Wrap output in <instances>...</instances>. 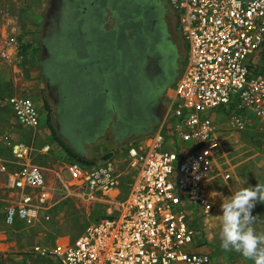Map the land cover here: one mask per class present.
<instances>
[{"label":"built area","instance_id":"1","mask_svg":"<svg viewBox=\"0 0 264 264\" xmlns=\"http://www.w3.org/2000/svg\"><path fill=\"white\" fill-rule=\"evenodd\" d=\"M164 1L175 12L187 45L185 62L159 124L126 150L135 173L127 178V194L116 202L119 211L90 222L70 243L34 245L39 257L59 264H211L210 252L200 250L195 239L188 205L195 199L209 206L203 182L221 150L214 109L222 107L236 123L247 112L264 122V69L253 61L264 42V0ZM24 48L15 17L5 13L0 58L16 67L25 58ZM4 101L19 124L38 127L31 97L9 94ZM4 141L15 164L5 176L6 187L16 194L4 210L7 224L16 219L30 224L69 190L84 198L108 195L126 176L111 157L90 165L67 161L62 163L67 178L55 170L57 183L49 184L42 168L27 162L32 144L8 136ZM39 151L47 154L50 145Z\"/></svg>","mask_w":264,"mask_h":264},{"label":"rangeland","instance_id":"2","mask_svg":"<svg viewBox=\"0 0 264 264\" xmlns=\"http://www.w3.org/2000/svg\"><path fill=\"white\" fill-rule=\"evenodd\" d=\"M53 3L54 0H0V7L7 8L9 10L7 14L15 17L19 40L26 47L25 56L28 55L29 61L33 63L31 72H24L22 75L24 82L27 81L30 86L34 84L26 95L31 97L49 117L48 126L40 125L38 128L42 135L40 137H44V141L50 145L51 158H56L61 163H66L69 159L60 147L59 140L76 154L85 159H93L95 163L103 160L105 156L115 159L119 170L126 172L128 178L135 173V170L128 165L126 150L130 145H135L139 138L147 135H139V130L146 123L151 122L152 118L150 120L148 118L147 122L140 115L135 117V112L127 108L124 113L121 110L122 115L117 117L118 121H116V89L121 86L117 80L116 86L111 85V92L106 98L108 114L103 111L105 115L100 114L97 104L100 86L97 80L99 76L96 74V69L97 71L99 69L95 66L99 61L103 74L109 75V71L104 68L107 67L108 60L115 59L116 65L120 68L116 71V76L130 71V61L122 50L119 40H116V31L121 35L119 27L131 23L134 17H138L144 20L145 28L149 31L151 42L155 44V50L163 65H171L167 70L169 74L165 75L168 83L175 77L176 68L183 64L187 51V45L179 36V28L175 23L176 14L164 0H83V3L76 7L78 14L75 18L81 17L84 8L90 9L87 24L90 31L88 37L92 44L89 51L90 55H93L96 49L98 53L95 55L100 59L94 61L93 69H90L95 72L88 75L84 72V77L86 75L87 79L84 82L82 102L76 103L75 106L71 104L75 102L76 91L72 87L71 90L68 88L71 101L68 110L64 112L66 124L59 125L56 114L62 108L49 95L40 67L44 27ZM258 57L259 60L263 59L264 53H260ZM72 58L77 63L86 59L77 48L72 53ZM258 61L256 66L264 68V65ZM68 68H71L69 63L66 71L73 75L75 69L68 70ZM71 81H67V85ZM103 81L107 83L105 76ZM155 82L150 79V82L142 86L140 96L142 95L144 100L149 99L153 94H159L162 87L167 84ZM143 102L147 103V101ZM75 108L79 109L77 114L81 115V125L71 118ZM3 110L8 112L4 107ZM214 111L217 113L215 125L221 140V150L212 166V172L203 182L204 198L209 206L206 207L195 199L191 200L188 205L189 220L195 229L196 241L210 252L211 264H252L238 252L221 249L219 214L221 202L234 191L241 187L264 183V122L247 112L236 123L224 114L222 107ZM156 112L159 116L161 110H155ZM38 115L40 117V112ZM4 122L6 121L3 123L0 121V126L5 125ZM52 129L58 136L57 139L52 135ZM225 173H228L229 177H224ZM120 187L122 191L112 201L108 200L109 197L101 198L99 194L96 195L98 198L95 196L87 200L73 190L64 192L61 201L49 210V218L35 224L34 237L30 238L31 243L51 246L58 237L64 235L70 238L77 237L85 226L105 214L117 215L116 202L123 199L127 193L123 182H120ZM60 192L56 190L55 196L60 197ZM251 212L256 217L252 227L257 233H264V203L256 202ZM43 259L48 264H59L53 257Z\"/></svg>","mask_w":264,"mask_h":264},{"label":"crops","instance_id":"3","mask_svg":"<svg viewBox=\"0 0 264 264\" xmlns=\"http://www.w3.org/2000/svg\"><path fill=\"white\" fill-rule=\"evenodd\" d=\"M8 11L9 10L7 8L0 7V20L5 13H9ZM175 23L178 26L177 18L175 20ZM179 36L183 39L182 34L180 32V28H179ZM260 53H264L263 46L261 48V51L253 58L254 63H256V61L259 60L258 55H260ZM185 57L183 58L184 59L183 64L179 67V71L177 75L175 76L174 79L170 80L167 83L166 87L163 89V91H161L158 101L156 102V104L160 107L159 110H161V112L159 116L157 115L158 120L154 128H156V126L159 124L160 120L164 115L166 97L167 95H170L172 93V87L174 85L177 76L180 74L183 68ZM28 58L29 56L26 55L25 59L21 60V63L16 67L5 63L0 58V121L2 123L3 121H6L4 122L6 123L5 124L6 126L5 125L0 126V165L2 164L5 165V170L0 169V264H48L43 259L46 257H39L37 254H34L32 252V247L36 244L35 243L32 244L30 238L34 237L35 224L37 222L44 220L43 213L47 212L48 214H50L49 210L45 212L44 210L41 209L39 210L38 212L39 214L37 215V217L30 224H26L18 219H16L13 224L5 223L4 221L5 207L8 203L15 201L16 194L13 190L7 188L5 185L6 172L14 168L15 164L13 163L12 160L13 158L10 154L8 146L5 144L4 136H8L12 139H20L26 141L35 147L34 151L32 152L27 162L42 168L46 176L47 182L49 184L57 183V178L55 177V170H59L61 175L64 178H67L66 176L67 174L65 173L64 169H62L63 164L60 161H58L56 158L53 157L51 158L49 152L46 154L39 151V148L46 142L44 141V137H40L42 135L38 128L40 125L43 127L48 126V122H47L48 114H44L41 111V108H39V106L36 105L38 108V114L40 112L39 125L35 129H31V128L28 129V127L19 124L14 119L9 105L4 101V98L9 94L26 95L29 91H31L30 89L33 88L34 84L30 86V84L27 81L24 82V78L22 76L24 72L28 73L31 72V69H33L32 67L33 63L30 62ZM258 63L264 65V57L263 59L259 60ZM2 107H4V109H6L9 113L6 112L5 110L2 111ZM5 112L6 114H4ZM140 140H142V138H139L138 142H140ZM127 180L128 179L126 176L121 180V182H123L126 189L128 187ZM121 191H122L121 187L119 186L117 189L112 190L108 195H100V196L101 198L109 197L108 200L112 201L114 200V197L117 196ZM90 198L91 199L95 198V196ZM96 198L98 197L96 196ZM85 199L88 200L89 198L85 197ZM117 210L119 211V208ZM73 240L74 238H70L69 236L64 235L58 237V239L55 241L54 244L70 243ZM199 249L200 250L204 249V246L201 245Z\"/></svg>","mask_w":264,"mask_h":264},{"label":"flooded vegetation","instance_id":"4","mask_svg":"<svg viewBox=\"0 0 264 264\" xmlns=\"http://www.w3.org/2000/svg\"><path fill=\"white\" fill-rule=\"evenodd\" d=\"M83 0H54L53 5L50 8V13L48 14V21L45 24L43 39H42V56L40 58V67L42 74L44 76L46 88L49 92V95L57 102L58 106L62 108L60 112L56 115L58 116L59 125L62 123L66 124L64 112H66L70 106L69 102V89L67 85V79L65 77V71L60 69L62 66H59V52L61 48V44L63 41V36H66V42L64 46H72L73 49L80 51V53L85 56L86 59L81 63L76 64L78 67V71L82 70L88 74L95 72L90 70L92 66L95 64L94 61L100 59L95 55L98 51L95 49V53L90 55V47L92 41L89 39V35L86 32L88 30L87 26L83 25L86 21L88 23L89 20V11L90 9H85L84 13L81 15L79 20L75 23V16L78 14L76 7H78ZM85 22V23H86ZM65 38V37H64ZM116 42V41H114ZM121 42L123 38L121 37ZM114 51V49H113ZM107 67L104 70L109 71V75L103 74L101 70L100 62H97V67L99 71L96 69V74L100 77L98 85L99 93L97 96V104L98 109L100 108V114L107 115L108 108L106 107V98L107 95L111 92V85L116 86V60H108ZM73 62V60H71ZM72 65V63H71ZM171 66V65H170ZM169 65H163L160 58H156L154 60V64L151 67L152 73V81H160L158 84H164L167 81L166 74L168 75L171 67ZM170 67V68H169ZM93 69V68H92ZM175 76L177 75L179 68L177 69ZM64 74H63V73ZM106 77L107 83H104L103 78ZM175 78V77H174ZM173 78V79H174ZM98 80V79H97ZM155 82V83H156ZM167 83V82H166ZM85 94H88L86 90ZM157 96L159 94H156ZM102 111L105 113H102ZM63 114V116H62ZM100 116V115H99Z\"/></svg>","mask_w":264,"mask_h":264},{"label":"trees","instance_id":"5","mask_svg":"<svg viewBox=\"0 0 264 264\" xmlns=\"http://www.w3.org/2000/svg\"><path fill=\"white\" fill-rule=\"evenodd\" d=\"M78 20L79 18L75 19L74 22L76 23ZM85 22L83 25L87 26V22ZM143 22L144 20L142 18L134 17L131 20V23H126L125 26L122 25L121 27H119L121 35L117 34L116 31V40H119V44L122 50L125 52L126 57L130 61V71H127L128 73H119V75L116 76V80L121 84V86L119 87L118 85L119 88L116 89V121H118L117 117H121L122 113H124L125 109L127 108L128 110H132L135 112V117L136 115H140L147 122L150 120V118H152L151 122L146 123L144 127L139 130V135L148 134L153 130V127L157 123L158 118L157 112L155 113V110H158L159 106L156 104V102L160 97L161 91H163V89L167 85L165 84V87H162L158 96L156 94H153L149 97V99L147 98L148 100H144L143 96H140L142 86L146 82H150V79H152L151 67L154 64V60L157 57L159 58L158 52H156L155 50V44L151 42L150 35L148 33L149 31L146 30V26ZM86 32L89 33L90 31L86 30ZM121 37L123 38V41L125 43L121 42ZM62 38L63 41L58 56L59 66H62V68L60 69L66 71V66L69 63L71 68H68V70L75 69L73 75L68 71H66L65 74L62 72L65 75L67 81L72 80L68 85V88L71 90L72 87L76 91L74 95L75 102H71V104H74L75 106L76 103H80L83 101L85 90L84 82L87 78H85L86 75L84 77V71H78L79 63H77L72 58V53L75 51V49H73L72 46H64V43L66 42V36L64 35ZM71 60H73V62H71ZM76 64L78 65L76 66ZM79 69L81 68L79 67ZM119 69L120 68H118V66L116 65V71ZM97 79L99 80L100 77ZM143 101H147V103L144 104ZM80 107L81 106H79V108ZM121 110L123 111L122 113ZM78 111L79 109L75 108L71 113V118L74 119L78 125H81V115L77 114ZM47 119H49V117H47ZM52 135H54V138H58V136L55 135L53 129ZM58 143L67 155L69 161H75L86 165L95 163L93 159H85L82 156L76 154L72 149L63 145L60 140L58 141Z\"/></svg>","mask_w":264,"mask_h":264},{"label":"clouds","instance_id":"6","mask_svg":"<svg viewBox=\"0 0 264 264\" xmlns=\"http://www.w3.org/2000/svg\"><path fill=\"white\" fill-rule=\"evenodd\" d=\"M256 202L264 203V183L241 187L221 202L219 240L221 249L238 252L252 264H264V233L252 227Z\"/></svg>","mask_w":264,"mask_h":264}]
</instances>
